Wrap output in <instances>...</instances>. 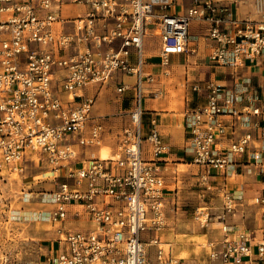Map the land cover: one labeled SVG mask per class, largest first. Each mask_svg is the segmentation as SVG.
I'll use <instances>...</instances> for the list:
<instances>
[{"label": "built area", "instance_id": "built-area-1", "mask_svg": "<svg viewBox=\"0 0 264 264\" xmlns=\"http://www.w3.org/2000/svg\"><path fill=\"white\" fill-rule=\"evenodd\" d=\"M174 1L73 0L82 11L64 18L59 12L65 0H0V176L23 175L27 160L36 157L48 166L55 187L41 194L50 209L16 215L55 228L61 249L38 264H180L156 235L166 225L161 163L169 145L155 118L147 126L142 122L144 99L161 95L151 89L154 75L144 70L143 38L147 29L159 38V65L166 67L172 55L188 51L190 24L205 22L212 64L259 65L264 0H252L257 18L244 20L233 18L220 0H189L182 14L169 11ZM117 72L134 79L116 86L118 94L132 90L118 151L79 162L75 145L99 146L104 132L100 122L88 126L95 95L87 89ZM191 91L205 99L184 110L196 182L208 190L213 175L225 183L244 168L258 175L264 192V86L255 88L246 77L233 87L209 79ZM219 193L217 218L225 221L244 198L225 185ZM251 203L259 207L256 229L223 225L221 238L206 242L209 260L264 264V194ZM82 217L92 227L65 228L70 218ZM193 218L206 227L210 209L195 208ZM149 231L155 234L144 241ZM148 247H154V261Z\"/></svg>", "mask_w": 264, "mask_h": 264}, {"label": "crops", "instance_id": "crops-1", "mask_svg": "<svg viewBox=\"0 0 264 264\" xmlns=\"http://www.w3.org/2000/svg\"><path fill=\"white\" fill-rule=\"evenodd\" d=\"M220 1L229 5L232 17L235 19L257 18L252 0L243 2H233V0ZM188 6L189 0H175L169 11L175 14H182ZM75 8L76 13L82 11V7L78 5H75ZM190 28H192L191 32H189ZM208 29L209 25L207 23L193 21L188 30V51L185 54L172 55L171 58L174 60L169 62L166 67L159 65V38L154 36L156 37L154 49L146 46L148 44L153 47V42L146 39V36L151 34V31L148 32L149 29H147L143 38V52L146 62L144 70L154 75L155 81L159 84L157 88L161 90V95L159 98L147 96L144 99L143 107L145 112L142 116V122L144 126H147L149 120L155 118L161 136L169 145V152L163 157L161 163L164 179L163 209L166 225L156 235L169 245L172 255L177 256L182 251H186L189 254L186 259L180 258V264H220L218 261L209 260L206 242L219 240L224 232L223 225H229L232 230L241 228L255 230L258 225L259 207L251 203V198L261 193L264 194L261 190L262 185L258 175L247 173L244 168L238 174L226 178L227 181L225 183L218 175H213L210 177L212 188L208 190L204 188V185L196 182L197 167L191 162V154L186 149L188 133L184 125V110L187 107L204 102L205 99L202 93L198 95L192 92L191 85L194 83L202 84L209 79H214L226 87H233L234 82L239 77H246L250 78L255 88H263L264 58L260 60L259 65L245 62V66L238 68L212 64L208 59L212 46V42L206 37ZM165 71L168 72V76H165ZM115 74L107 83L103 85L97 84L87 89V92L95 95L88 126L96 121L100 123L104 121L101 123L104 127V132L99 146L79 147L75 145L77 161L79 162L97 158L100 152H108V157H113L118 151L120 130L129 122L128 111L131 107L132 90L128 89L122 94H118L116 86L120 82L131 85L134 79L132 76L122 73V75ZM169 78L170 80H168ZM107 84L113 85V91L118 97L116 99V112L112 114L105 113L103 110H106V108L103 106H99L102 107V110H97L98 107H95L96 95H100ZM179 89L182 94V105L177 103ZM143 146L144 150H148L146 144ZM104 148H108V151L104 150ZM145 156L147 158L150 157L148 153ZM27 162L34 165L40 164L42 168L46 169L42 173L48 176V166L41 159L33 157L28 159ZM52 183L49 190L55 188ZM223 185L232 194H241L244 199L242 204L236 206L234 213L226 214L225 221H220L217 218L222 208L219 190ZM197 207H208L210 209L211 218L206 227H201L193 218L194 210ZM47 209H50L49 205L40 202V206L36 208V211ZM92 225L86 217L79 219L70 218L64 223L66 229H88ZM51 227L52 236L47 234L49 231H44V236H48V238L43 239V243H45L44 252L39 262L44 261L47 256H52L61 249V246L56 241L55 228L52 225ZM154 234L152 231L145 232L142 234V239L148 241ZM178 236H184L185 239L177 240ZM194 236L205 237L206 242H192L193 239L191 237ZM195 248H202V251L198 253ZM148 251L150 260L154 261V247H148Z\"/></svg>", "mask_w": 264, "mask_h": 264}, {"label": "rangeland", "instance_id": "rangeland-1", "mask_svg": "<svg viewBox=\"0 0 264 264\" xmlns=\"http://www.w3.org/2000/svg\"><path fill=\"white\" fill-rule=\"evenodd\" d=\"M59 14L64 18H71L76 15L75 3L72 0H65ZM190 28V31L191 32ZM150 29L148 30V32ZM151 33V32H150ZM147 41L153 42V47L146 45L147 48H155L156 37L151 33L146 36ZM171 58V57H170ZM156 60V59H153ZM174 59L171 58L170 62ZM57 71V69H55ZM115 75H122L116 73ZM169 74L165 75L168 76ZM118 80V79H117ZM170 80V78L168 79ZM154 86V88H153ZM159 84L157 81L153 83L151 89H156ZM264 86V74H263ZM156 87V88H155ZM55 89V84L52 86ZM158 89V88H157ZM179 89L177 103L182 105V94ZM117 95L113 91V85L107 84L100 95H96L95 107L97 110L106 108L105 113H115ZM109 108V110H107ZM186 109V108H185ZM114 117V116H111ZM102 121L101 123H103ZM104 150L108 151V148ZM99 156L102 152L98 153ZM26 170L23 175L18 176H0V264H38L44 252L43 239L44 231H49L47 234L52 236L51 224L49 222H34L17 218L18 213L28 214L36 211L40 206L41 194L51 188L52 181L49 176L42 173L46 169L42 166L34 165L26 162ZM42 168V169H41ZM38 180V181H37ZM54 186V183H52ZM50 229V230H49ZM185 239L184 236H178L177 240ZM192 242L205 243V237H191ZM199 253L202 248H195ZM188 258L189 254L186 251L179 252L176 257Z\"/></svg>", "mask_w": 264, "mask_h": 264}, {"label": "bare ground", "instance_id": "bare-ground-1", "mask_svg": "<svg viewBox=\"0 0 264 264\" xmlns=\"http://www.w3.org/2000/svg\"><path fill=\"white\" fill-rule=\"evenodd\" d=\"M109 156V153L108 152H103L100 156H99V158H101V159H105V158H107ZM39 223H44V221H38ZM181 258L182 257H184V256H180Z\"/></svg>", "mask_w": 264, "mask_h": 264}]
</instances>
